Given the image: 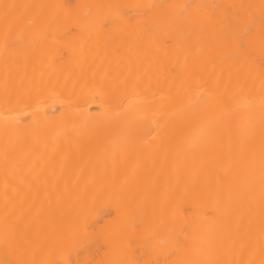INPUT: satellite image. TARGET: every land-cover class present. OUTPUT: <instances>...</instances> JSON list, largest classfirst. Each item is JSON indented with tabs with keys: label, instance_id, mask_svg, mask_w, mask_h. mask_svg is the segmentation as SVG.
<instances>
[{
	"label": "bare ground",
	"instance_id": "bare-ground-1",
	"mask_svg": "<svg viewBox=\"0 0 264 264\" xmlns=\"http://www.w3.org/2000/svg\"><path fill=\"white\" fill-rule=\"evenodd\" d=\"M0 264H264V0H0Z\"/></svg>",
	"mask_w": 264,
	"mask_h": 264
}]
</instances>
